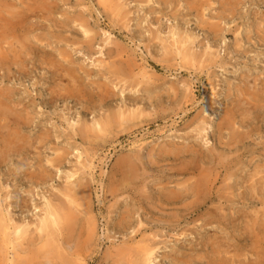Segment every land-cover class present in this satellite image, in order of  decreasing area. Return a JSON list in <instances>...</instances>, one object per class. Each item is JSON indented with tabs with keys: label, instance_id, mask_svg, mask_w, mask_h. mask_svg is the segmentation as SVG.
Masks as SVG:
<instances>
[{
	"label": "rangeland",
	"instance_id": "obj_1",
	"mask_svg": "<svg viewBox=\"0 0 264 264\" xmlns=\"http://www.w3.org/2000/svg\"><path fill=\"white\" fill-rule=\"evenodd\" d=\"M263 87L264 0H0V264H264Z\"/></svg>",
	"mask_w": 264,
	"mask_h": 264
},
{
	"label": "bare ground",
	"instance_id": "obj_2",
	"mask_svg": "<svg viewBox=\"0 0 264 264\" xmlns=\"http://www.w3.org/2000/svg\"><path fill=\"white\" fill-rule=\"evenodd\" d=\"M201 8V7H200ZM258 26V25H257ZM9 28V27H8ZM10 31V30H9ZM181 42V41H180ZM183 57H184V59H188V57H189V54H184L183 55ZM190 59V58H189ZM261 94L262 93H264V87L259 91ZM261 96V95H260ZM236 98V97H235ZM260 99H263V101H264V96H261V97H259ZM252 102L254 103L253 105V109L255 110V109H259V108H263V106L260 104V103H257L256 104V101L258 100V99H253L252 98ZM262 101V100H261ZM239 103H241V102H239ZM236 104V103H235ZM242 104V103H241ZM240 104V105H241ZM238 107V106H237ZM206 108H209V106L208 105H206ZM238 109V108H237ZM239 110V109H238ZM2 113H4L3 111H2ZM239 115H241V114H239ZM249 115V114H248ZM227 118H229V117H227ZM239 119V118H238ZM111 122V121H110ZM227 124H228V126L229 127H231L232 125H234V123H232L231 121H227ZM241 124V123H240ZM220 127H218V129H219ZM100 129V128H99ZM229 129V128H228ZM80 130V129H79ZM228 132H229V130H228ZM81 133V132H80ZM83 135V134H82ZM236 138V137H235ZM237 139V138H236ZM192 166V165H191ZM206 168V167H205ZM196 170V169H195ZM204 170V169H203ZM207 170V169H206ZM197 173V172H196ZM197 180V179H196ZM205 180V179H204ZM207 181V180H206ZM183 186V185H182ZM185 186V185H184ZM252 187V186H251ZM185 188H188V187H185ZM184 188V189H185ZM198 188V187H197ZM229 188V187H228ZM189 189V188H188ZM205 191V190H204ZM201 192V191H200ZM253 192H254V190H253ZM180 193V192H179ZM205 193V192H204ZM184 194V193H183ZM167 195V194H166ZM161 196V195H160ZM178 196V195H177ZM203 196V195H202ZM162 197V196H161ZM186 198V197H185ZM191 198V197H190ZM164 199V198H163ZM162 201H164V200H162ZM172 201V200H171ZM167 203V202H166ZM193 206V205H192ZM47 212H45V214L42 216V218H40L39 219V221H38V223L36 224V226H35V229L38 231V232H43V231H49L50 233H53V229L55 228L54 226L55 225H57L58 223H59V218H57V217H59V216H57L56 214H55V212H54V208H53V210H52V208H51V206L48 204L47 205ZM197 207V206H196ZM199 209V208H198ZM59 212V211H58ZM68 212V211H67ZM71 212V211H70ZM69 212V213H70ZM207 214V213H206ZM215 214V213H214ZM57 216V217H56ZM61 216V215H60ZM206 216V215H205ZM201 217V216H200ZM206 218V217H205ZM73 221V220H72ZM10 222V221H9ZM206 224V223H205ZM7 224H1L0 223V228H2V233L4 232V235L5 236H7L5 233H6V230H7V228H8V226H6ZM13 226V225H12ZM54 227V228H53ZM69 227V226H68ZM58 228H59V230H60V226H58ZM57 230V229H56ZM27 231L28 230H26L24 227H22V226H19V225H16V226H14L13 228H12V233L14 234V238L10 241V243H11V245L14 247V253L18 250V247L20 246V242H21V240H23L24 239V237L26 236V234H27ZM63 232V231H62ZM69 232V231H68ZM9 233V232H8ZM11 236V235H10ZM9 236V237H10ZM9 239H11V238H9ZM256 240V239H255ZM254 240V241H255ZM14 241V242H13ZM258 241H260V240H258ZM15 242H19V243H17V244H15ZM33 242V241H32ZM252 242V241H251ZM48 244H47V248L49 249V251L50 250H53V248H52V244H50L49 242H47ZM61 243V242H60ZM259 243V242H258ZM17 245V246H16ZM261 245V244H260ZM22 246V245H21ZM261 247V246H260ZM27 248V247H26ZM251 248V247H250ZM43 249H44V247H43ZM57 249H58V247H57ZM252 249V248H251ZM256 249V248H255ZM24 251V250H23ZM22 251V252H23ZM34 251V250H33ZM33 253V252H32ZM152 249H149V248H146L145 250H144V253H143V260L141 261L142 262V264H152L153 263V258H152ZM22 254V253H21ZM46 254H47V252H46ZM224 254V253H223ZM247 254V253H246ZM15 255V254H14ZM19 255H20V253H19ZM60 255V254H59ZM16 256V255H15ZM14 256V257H15ZM48 256V255H47ZM239 261V260H238ZM226 262V261H225ZM138 263V262H137Z\"/></svg>",
	"mask_w": 264,
	"mask_h": 264
}]
</instances>
